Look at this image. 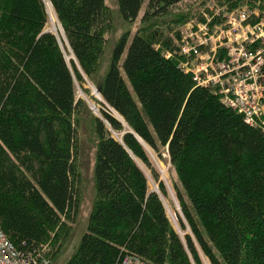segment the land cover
<instances>
[{
    "label": "trees",
    "instance_id": "1",
    "mask_svg": "<svg viewBox=\"0 0 264 264\" xmlns=\"http://www.w3.org/2000/svg\"><path fill=\"white\" fill-rule=\"evenodd\" d=\"M49 2L70 60L45 29L44 0H0V227L11 243L25 254L46 245L51 258L76 221L77 116L89 110L75 89L88 81L101 96L100 116H90L93 197L63 264H119L125 253L152 264H203L200 251L209 264H264V134L179 68L175 28L194 12L170 16L181 0H115L126 23L143 5V25L109 44L115 24L106 0ZM148 148L167 154L168 183ZM170 191L178 226L190 233L181 235L167 215Z\"/></svg>",
    "mask_w": 264,
    "mask_h": 264
},
{
    "label": "built area",
    "instance_id": "2",
    "mask_svg": "<svg viewBox=\"0 0 264 264\" xmlns=\"http://www.w3.org/2000/svg\"><path fill=\"white\" fill-rule=\"evenodd\" d=\"M220 15L214 12L203 21L186 22L178 39V65L196 85L216 87L224 104L264 134V9L241 6L216 22ZM45 252L46 245L35 254L20 252L0 227V264H46ZM119 264L152 263L125 253Z\"/></svg>",
    "mask_w": 264,
    "mask_h": 264
},
{
    "label": "rangeland",
    "instance_id": "3",
    "mask_svg": "<svg viewBox=\"0 0 264 264\" xmlns=\"http://www.w3.org/2000/svg\"><path fill=\"white\" fill-rule=\"evenodd\" d=\"M145 1L146 0H143V5L145 4ZM190 1H194V2L198 1V2L197 4L193 5V7H190L189 6ZM106 2L110 6V9L112 10L114 14L115 27H114L112 34L108 35L109 44H111V42L115 40L118 37V35L122 33L124 30H128L130 34H132L134 30L138 28L139 25L142 24L139 21V16L141 14L143 5L141 6L139 10V14L136 17V19L133 20L132 22L126 23V22H123L118 16L117 5H116L115 0H106ZM44 4H46L44 6L46 10V15H47L45 29L52 31L53 33H56L57 35V32H60L59 30L60 29L62 30V28L58 22V19L53 11V8L49 0H44ZM241 6L246 7L249 10L252 8L261 10V9H264V0H188V1L181 0V2L177 4L176 10L173 13H170V16H176L182 11L194 12L193 14L190 15L189 19L184 21L179 26H176L175 30L178 33V37H179L181 27H183L187 21H195V20L203 21L207 15H211V14H214V12H217V13H221V15L217 17L216 22H221L223 20L222 14H224L226 11L236 12V10ZM164 17H166V15ZM218 54L223 55L224 51L219 50ZM106 56L107 55H105V57ZM220 58H224V56H220ZM103 68H104V60L101 65V71ZM101 71L99 73H101ZM92 85L95 87L94 84L88 81L84 82L82 86L79 82H76V89H75L76 96L84 99L85 103L87 104V110H89V114L80 113L77 116L78 122H79V129H80L79 136H80L81 143L83 146V155L81 156L79 160V165H78L79 166L78 169H79L80 176H81L79 212L76 217V221L70 227L68 233L65 234V236L59 241L58 246L57 245L55 246L57 248L56 251L53 252L52 251L53 249H50L51 258H49L48 256L49 253L44 254V257L47 258L46 264H63L71 256V254L75 250V247L78 243L79 237L85 228L88 212L91 207V202H92V197H93L92 168H93V161H94L93 159L94 158L93 157L94 136L92 134V121H91L90 116L92 115L100 116V113L95 112L91 108L90 102H93L98 109L100 106L98 103V100H100V98L96 97L93 94ZM84 88L88 89L87 92L84 91ZM214 89H216V87H214ZM114 113L115 112L112 111L113 115H115L116 117H119L117 113L115 114ZM123 125L126 127V124L124 122H123ZM120 134H121V131H112V135L115 138H119ZM148 151L150 152L149 148H148ZM149 155H150L153 165L156 167V169L158 170L160 174V178L163 179L166 183H168L170 176L174 177V173L171 171L167 154L163 152L162 158H158L155 154L151 152ZM140 166L143 168L144 172L146 173L148 177L149 188L150 189L156 188V183L151 178L149 174V170L141 163H140ZM171 191L169 192V195L171 197V202H167L166 199L164 200L165 204L168 206L166 207L167 215L172 225L178 230V232L181 235H183L184 232L190 233V230L188 229V227H186L185 230H181L178 226L176 212L180 213V209H179V204L177 203V200L173 198V193ZM200 256H201L203 264H209L208 259L206 258V256L202 254L201 251H200Z\"/></svg>",
    "mask_w": 264,
    "mask_h": 264
},
{
    "label": "bare ground",
    "instance_id": "4",
    "mask_svg": "<svg viewBox=\"0 0 264 264\" xmlns=\"http://www.w3.org/2000/svg\"><path fill=\"white\" fill-rule=\"evenodd\" d=\"M48 3V2H47ZM49 4V3H48ZM48 4H47V6H48ZM46 5V4H45ZM49 8V7H48ZM52 16V15H51ZM55 16V15H54ZM55 23V22H54ZM56 30V29H55ZM60 32H57V36L59 37V40H60V42H61V44H62V47H63V51H64V54H65V57H66V59L67 60H70V58H72V56H73V54H72V51H70V48H69V46L67 45V43L65 42V40H64V35H63V31L60 29L59 30ZM55 32V31H54ZM56 34V33H55ZM70 63V62H69ZM92 92H93V94L96 96V97H98V98H100V93H98L97 91H96V88L92 85ZM90 104H91V108L95 111V112H98L99 113V111H98V108L95 106V104L93 103V102H90ZM115 114V113H114ZM144 146H146V145H144ZM165 172V171H164ZM163 173V172H162ZM164 176V175H163ZM167 206V205H166ZM168 207V206H167ZM179 229V228H178Z\"/></svg>",
    "mask_w": 264,
    "mask_h": 264
},
{
    "label": "water",
    "instance_id": "5",
    "mask_svg": "<svg viewBox=\"0 0 264 264\" xmlns=\"http://www.w3.org/2000/svg\"><path fill=\"white\" fill-rule=\"evenodd\" d=\"M96 91L99 93V89L96 88ZM100 99H101V96H100Z\"/></svg>",
    "mask_w": 264,
    "mask_h": 264
}]
</instances>
